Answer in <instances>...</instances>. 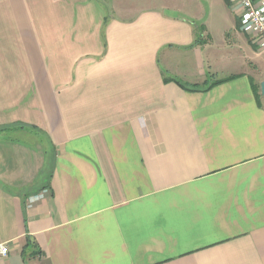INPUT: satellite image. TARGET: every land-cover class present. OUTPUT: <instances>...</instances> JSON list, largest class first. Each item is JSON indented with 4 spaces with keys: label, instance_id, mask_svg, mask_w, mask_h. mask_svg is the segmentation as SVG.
Wrapping results in <instances>:
<instances>
[{
    "label": "crops",
    "instance_id": "crops-1",
    "mask_svg": "<svg viewBox=\"0 0 264 264\" xmlns=\"http://www.w3.org/2000/svg\"><path fill=\"white\" fill-rule=\"evenodd\" d=\"M187 2L0 0V264H264V77Z\"/></svg>",
    "mask_w": 264,
    "mask_h": 264
},
{
    "label": "rangeland",
    "instance_id": "rangeland-1",
    "mask_svg": "<svg viewBox=\"0 0 264 264\" xmlns=\"http://www.w3.org/2000/svg\"><path fill=\"white\" fill-rule=\"evenodd\" d=\"M185 6L187 8L180 9L183 15L198 19L195 24L199 34L207 36V59L214 72L245 70L255 74L256 79L264 77V52L258 53L244 32L243 35L240 33L241 40L235 39L236 13L232 5L229 6L226 0H188ZM256 85H260V80ZM261 101L264 104L263 97Z\"/></svg>",
    "mask_w": 264,
    "mask_h": 264
},
{
    "label": "built area",
    "instance_id": "built-area-1",
    "mask_svg": "<svg viewBox=\"0 0 264 264\" xmlns=\"http://www.w3.org/2000/svg\"><path fill=\"white\" fill-rule=\"evenodd\" d=\"M239 18L240 29L247 34L259 52H264V0H231ZM9 249L0 245V257H6Z\"/></svg>",
    "mask_w": 264,
    "mask_h": 264
},
{
    "label": "trees",
    "instance_id": "trees-1",
    "mask_svg": "<svg viewBox=\"0 0 264 264\" xmlns=\"http://www.w3.org/2000/svg\"><path fill=\"white\" fill-rule=\"evenodd\" d=\"M226 1H227L229 6L232 5L231 0H226ZM238 27L240 28V24H238ZM166 81H171V80L169 79V80H166ZM227 81H229V80H220V81H217V82H213L206 90H209L212 87L220 85V84H222L224 82H227ZM251 82H252L253 90L255 92V97H256L257 101L259 102V104H261L262 95H261V91H260V85H256V83H254L253 79L251 80ZM178 84H180V83H178ZM182 87H183V85H182Z\"/></svg>",
    "mask_w": 264,
    "mask_h": 264
},
{
    "label": "water",
    "instance_id": "water-1",
    "mask_svg": "<svg viewBox=\"0 0 264 264\" xmlns=\"http://www.w3.org/2000/svg\"><path fill=\"white\" fill-rule=\"evenodd\" d=\"M260 91H261V95H262V97L264 99V81L261 82V84H260Z\"/></svg>",
    "mask_w": 264,
    "mask_h": 264
}]
</instances>
